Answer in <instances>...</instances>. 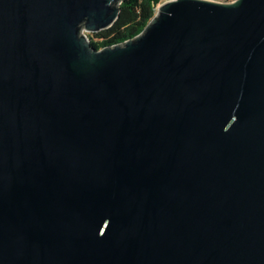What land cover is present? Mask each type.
Returning a JSON list of instances; mask_svg holds the SVG:
<instances>
[{
  "label": "water",
  "instance_id": "1",
  "mask_svg": "<svg viewBox=\"0 0 264 264\" xmlns=\"http://www.w3.org/2000/svg\"><path fill=\"white\" fill-rule=\"evenodd\" d=\"M0 0V264H264V0Z\"/></svg>",
  "mask_w": 264,
  "mask_h": 264
},
{
  "label": "trees",
  "instance_id": "2",
  "mask_svg": "<svg viewBox=\"0 0 264 264\" xmlns=\"http://www.w3.org/2000/svg\"><path fill=\"white\" fill-rule=\"evenodd\" d=\"M159 0H122L118 18L105 29L93 33L90 41L96 47L113 44L139 33L154 14Z\"/></svg>",
  "mask_w": 264,
  "mask_h": 264
},
{
  "label": "built area",
  "instance_id": "3",
  "mask_svg": "<svg viewBox=\"0 0 264 264\" xmlns=\"http://www.w3.org/2000/svg\"><path fill=\"white\" fill-rule=\"evenodd\" d=\"M163 1H166V0H159L155 5H154V12L155 10L157 9L158 5L163 2Z\"/></svg>",
  "mask_w": 264,
  "mask_h": 264
},
{
  "label": "rangeland",
  "instance_id": "4",
  "mask_svg": "<svg viewBox=\"0 0 264 264\" xmlns=\"http://www.w3.org/2000/svg\"><path fill=\"white\" fill-rule=\"evenodd\" d=\"M87 35H89L90 37H93V33H87Z\"/></svg>",
  "mask_w": 264,
  "mask_h": 264
}]
</instances>
